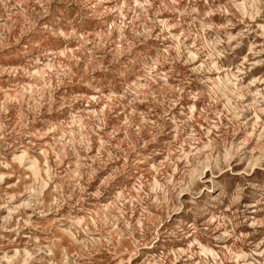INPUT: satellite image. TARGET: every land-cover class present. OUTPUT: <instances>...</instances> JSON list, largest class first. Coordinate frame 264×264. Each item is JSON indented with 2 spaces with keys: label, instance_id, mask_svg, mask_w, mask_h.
<instances>
[{
  "label": "rangeland",
  "instance_id": "1",
  "mask_svg": "<svg viewBox=\"0 0 264 264\" xmlns=\"http://www.w3.org/2000/svg\"><path fill=\"white\" fill-rule=\"evenodd\" d=\"M0 264H264V0H0Z\"/></svg>",
  "mask_w": 264,
  "mask_h": 264
}]
</instances>
